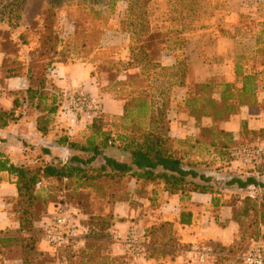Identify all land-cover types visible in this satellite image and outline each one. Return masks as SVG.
<instances>
[{"label":"trees","instance_id":"1","mask_svg":"<svg viewBox=\"0 0 264 264\" xmlns=\"http://www.w3.org/2000/svg\"><path fill=\"white\" fill-rule=\"evenodd\" d=\"M115 1L69 2L75 5L73 10L65 13L71 32L61 37L60 13L66 0H0V44L4 46L8 41L14 48L13 51L5 50L4 73L9 76L22 71L24 59L27 56L30 58L26 68L30 82L25 93L28 103L43 108L45 115L56 112L57 97L44 94L48 68L56 62L73 58L87 59L95 52L104 50L101 45L102 30L97 24L115 12ZM125 1V11L116 14V30L129 35L128 60L122 61L118 55L91 59L99 79L105 81L110 92L122 100V116L96 115L86 124L84 130L87 135L83 143L68 141L66 136L56 138L57 143H67L69 148L76 151L64 163L52 161L33 166L15 164L0 151V172L7 173L17 191L8 213L19 224L15 233L0 236V247H19L22 264H52L56 254L49 250L40 251L37 247L40 240L38 223L48 206L55 202L49 201L48 194L41 193L42 188L39 186L45 178L67 180L74 184L76 195L79 188L86 186L96 193L86 212L69 201L84 214L83 224L87 227L86 240L79 251L71 248L61 250L71 253L69 257L74 262L70 261V264H125L120 256L101 257L100 251L97 252L100 249L98 243L93 242L110 238L109 229L115 222L112 210L116 202L129 198L133 205L127 187L129 177L160 183L170 194L190 191L213 194L217 180L201 172L202 169L193 167V162L197 161L195 154L216 150L219 161L234 159L228 148L235 141L231 133L222 129L201 127L199 124L200 134L197 138L174 140L168 135L167 111L171 88L170 83L164 84L159 76L163 74L172 80L182 81L186 65L180 61L174 71L161 67L160 50L166 45L181 50V34L185 30L193 31L199 25L204 3L208 0H185L187 9L183 15L170 17L160 23H152L147 17L150 0ZM100 2L103 9L95 7ZM168 23L170 25L166 26ZM238 32L240 35L252 36L255 49L236 57V84L216 80L194 83V89L187 93L185 105L197 123L202 117H210L215 122L225 121L241 106H256L257 92L264 90V21L256 22L248 16H242ZM25 47L29 53L21 59V50ZM126 69H137V72L120 80V72ZM10 115L11 111L0 110V126L7 124ZM44 117L40 124L47 123ZM108 118L116 120L118 132L105 127ZM242 129L248 139H264V128L249 130L242 123ZM110 148L115 149L108 150ZM117 152L123 161L116 159L114 153ZM191 155L194 158L190 159ZM227 182L242 189L254 183L249 177L242 181L236 176ZM235 204L234 219L239 226L244 224L245 216L252 215L254 218L232 245L220 249L230 250L243 239H250L251 242L260 236L257 216L264 217V198L260 202L246 196ZM258 209H261L259 214ZM162 230L169 231V226L164 225ZM96 244L97 249L94 247ZM155 252L164 253L152 249L149 256H154Z\"/></svg>","mask_w":264,"mask_h":264},{"label":"crops","instance_id":"2","mask_svg":"<svg viewBox=\"0 0 264 264\" xmlns=\"http://www.w3.org/2000/svg\"><path fill=\"white\" fill-rule=\"evenodd\" d=\"M123 11L125 9L121 12ZM261 14H264V4L257 0H208L199 25L193 31L185 30L181 34V50L170 45L162 47L159 56L161 67L174 71L180 61L186 65L182 81L172 80L163 74L159 76L164 84L170 83L171 88L170 107L167 111L170 138H197L200 124L201 127L213 126L231 133L235 141L228 148L231 155L232 151L243 146H259L264 150V139H248L242 129V123L249 130L264 128V90L257 92L256 106H241L225 121L215 122L210 117H202L200 123H197L185 105L187 93L194 89V83L216 80L236 84V57L255 49L254 38L238 32L240 19L248 16L256 22L264 21V15ZM67 23L61 12V37L71 32L70 27L66 29ZM120 36L121 42L110 46L120 47L118 57L127 61L129 35L120 32ZM5 50V46L0 44V85L4 90L0 97V110L11 111V115L7 124L0 126V151L11 162L33 166L42 163V158L51 153L58 157L54 162L58 160L64 163L76 151L69 148L67 143H57L60 136L76 142L78 133L84 131L86 124L96 115L103 113L109 117L122 116V100L114 96L107 83L101 81L94 72L91 59L97 58L96 52L90 58L56 62L48 68L44 94L55 95L58 107L56 112L45 115L43 108H38L25 99L30 86L26 70L30 60L26 57L29 51L26 47L21 50L20 58L26 57L22 71L6 76ZM134 72L137 69L123 70L119 79L124 80ZM74 90L94 98L99 104L98 111L87 117L84 113L66 108L64 94ZM43 117L47 120L44 125L40 124ZM112 149L115 148L108 150ZM115 156L120 161L124 160L122 156ZM193 167L215 177L217 188L213 189V194L194 191L170 194L160 183L129 177L128 190L133 205L129 198L114 204L112 213L115 222L109 229L114 241L110 242L117 251L115 254L122 255L124 249L121 238L126 231H131L141 241L144 252L139 260L125 264H194L193 249L209 243L219 247H228L234 243L240 232V226L234 219L236 202H241L246 196L260 202L264 198V155L257 162H242L235 158L229 162L219 159L194 161ZM233 176L242 181L249 177L254 183L251 182L242 189L228 184L227 181ZM11 181L7 173L0 172V236L15 233L19 226L8 213L10 203L17 196L16 187ZM164 225L169 226V231L162 230ZM37 247L40 251L48 250L41 240ZM152 249L164 253L155 252L154 256H149ZM0 253V263L22 264L19 247H0Z\"/></svg>","mask_w":264,"mask_h":264},{"label":"rangeland","instance_id":"3","mask_svg":"<svg viewBox=\"0 0 264 264\" xmlns=\"http://www.w3.org/2000/svg\"><path fill=\"white\" fill-rule=\"evenodd\" d=\"M9 1V0H6ZM11 1V0H10ZM67 2L64 4V6L61 8V12L65 15L69 10H73L75 8V5L73 3H69L73 0H66ZM76 0H74L75 2ZM259 2H264V0H257ZM207 2V1H206ZM204 3V6L206 4ZM73 4V5H72ZM96 8H104L102 3H98L95 5ZM126 8V1L125 0H116L115 1V6L114 10L115 12L111 15H109L108 19L106 20H101L98 22L97 26L102 30V35H101V45L104 50H100L99 53H97V57L103 58L106 55L115 56L119 55L120 53V47H114L110 45H114V43L118 44L121 42V36L120 32L116 30L118 27L117 23V18L116 14L118 11H122ZM186 1L185 0H150L148 5H147V17L150 22L152 23H160L162 20L169 19L170 17H179L183 15V12L186 11ZM170 25L169 23L166 24V26ZM67 29V25H66ZM115 35V37H113ZM34 43V42H32ZM4 46L6 49H10L11 51L14 50L13 46L9 44L8 41L4 43ZM32 47V46H31ZM28 51V48H26ZM26 50L23 52L25 53ZM21 56V55H20ZM107 129H114V131L118 132L119 127L117 125L116 120L108 118L107 119V125L105 126ZM87 135V132L81 131L78 133V136L76 138V141L83 143L84 139ZM117 145V143H116ZM80 155H83L79 153ZM111 154V153H108ZM115 155H118L119 157L121 156L118 152L114 153ZM36 155V154H34ZM202 155V156H201ZM38 156H41L38 154ZM190 159L194 158L192 155L189 156ZM58 159L57 156L52 155L51 153L47 156L45 155L42 158L43 162H52ZM195 159L197 161H207L209 159H214L218 161V154L216 150H213L211 152H202L198 155V153L195 154ZM58 162V160L56 161ZM94 165H98L94 163ZM74 184L69 183L67 180L63 181H58L55 178L49 177L43 179L42 183L40 184L39 188H42L41 193L42 194H48L49 195V201H66L69 203L73 202L74 204H77L83 212H86L90 208V203L94 200L93 197L96 194L94 192V189L90 187H81L79 188V191L76 195V190L74 191L73 189ZM129 182L127 184V187L129 189ZM11 203H14L11 202ZM10 203V204H11ZM241 205V204H239ZM261 209H258V213ZM253 214V213H252ZM254 216L248 215L244 217V224L240 225V232L239 235H241L244 230L249 226L250 220H252ZM257 227L259 230H264V217L257 216ZM111 240L114 241V236L110 235V238H103L99 239L98 241L95 240L93 243H98L100 249L97 250V252L101 253L102 256H120L123 257V261L125 263H128L129 261L132 262L133 260L131 259V256H128L125 252L120 255V254H115L117 253L116 250L113 249L112 243L110 242ZM240 244L234 248L229 249H220L219 246H216L214 244L209 245L216 250L217 255H215L213 258H210L208 261L204 263H198V264H239L240 263V256L241 254L248 248L250 244V239H243V241L239 242ZM84 245V244H83ZM83 245L79 246L76 249H73L75 251H79ZM101 245V246H100ZM96 246L97 249V244L94 245ZM88 251V250H87ZM124 251V250H123ZM1 254V253H0ZM70 254L68 251H59L56 252L55 256L53 257L52 264H70ZM79 258V257H78ZM77 258V259H78ZM1 259V257H0ZM76 259V258H75ZM74 259V260H75ZM119 260V259H118ZM76 261V260H75ZM74 262V261H71ZM3 264V263H0ZM197 264V263H194Z\"/></svg>","mask_w":264,"mask_h":264},{"label":"built area","instance_id":"4","mask_svg":"<svg viewBox=\"0 0 264 264\" xmlns=\"http://www.w3.org/2000/svg\"><path fill=\"white\" fill-rule=\"evenodd\" d=\"M3 91L0 85V97ZM64 102L66 108L84 113L87 117L99 109V104L94 98L77 90L66 92ZM262 155L264 150L259 146H243L232 151V156L242 162H257ZM84 219V214L74 205L62 200L55 201L48 206L38 223L40 240L52 252L68 248L76 249L86 240L87 227L83 224ZM121 245L133 261L143 257L141 241L133 232H125L121 238ZM192 254L194 262L198 264L213 258L217 252L207 244L193 249ZM240 261L241 264H264V230L260 231L257 239L251 240L248 248L241 254Z\"/></svg>","mask_w":264,"mask_h":264}]
</instances>
